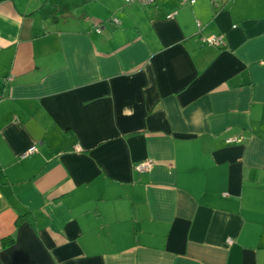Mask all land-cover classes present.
<instances>
[{
  "label": "crops",
  "instance_id": "1",
  "mask_svg": "<svg viewBox=\"0 0 264 264\" xmlns=\"http://www.w3.org/2000/svg\"><path fill=\"white\" fill-rule=\"evenodd\" d=\"M121 2L0 0V264H264V0Z\"/></svg>",
  "mask_w": 264,
  "mask_h": 264
},
{
  "label": "built area",
  "instance_id": "2",
  "mask_svg": "<svg viewBox=\"0 0 264 264\" xmlns=\"http://www.w3.org/2000/svg\"><path fill=\"white\" fill-rule=\"evenodd\" d=\"M122 2L125 5L137 4V5H140L143 7H150V6L155 5L158 2V0H122ZM178 2L181 5L193 6L197 2V0H178ZM114 23H116V19H114ZM97 32H99V29H97ZM203 42L208 43L209 45H212L215 47L222 46V40L218 37L203 39ZM34 152H35V148H31L27 151L26 155L33 154ZM148 166L149 165L147 163H144V164L138 165L136 167V170H138L139 172H143L146 169H148ZM227 242H228V244L232 243V241L230 239H228Z\"/></svg>",
  "mask_w": 264,
  "mask_h": 264
},
{
  "label": "trees",
  "instance_id": "3",
  "mask_svg": "<svg viewBox=\"0 0 264 264\" xmlns=\"http://www.w3.org/2000/svg\"><path fill=\"white\" fill-rule=\"evenodd\" d=\"M10 242V240H9V238L8 239H5L4 241H3V244L5 245V244H8Z\"/></svg>",
  "mask_w": 264,
  "mask_h": 264
},
{
  "label": "rangeland",
  "instance_id": "4",
  "mask_svg": "<svg viewBox=\"0 0 264 264\" xmlns=\"http://www.w3.org/2000/svg\"><path fill=\"white\" fill-rule=\"evenodd\" d=\"M122 3V2H121ZM65 18L67 17V16H64ZM74 24H76V21L74 22Z\"/></svg>",
  "mask_w": 264,
  "mask_h": 264
}]
</instances>
